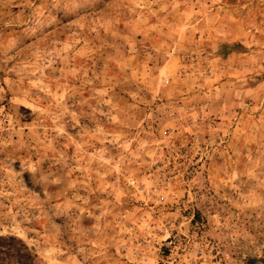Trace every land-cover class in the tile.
I'll list each match as a JSON object with an SVG mask.
<instances>
[{
  "label": "rangeland",
  "instance_id": "374dc122",
  "mask_svg": "<svg viewBox=\"0 0 264 264\" xmlns=\"http://www.w3.org/2000/svg\"><path fill=\"white\" fill-rule=\"evenodd\" d=\"M0 264H264V0H0Z\"/></svg>",
  "mask_w": 264,
  "mask_h": 264
}]
</instances>
